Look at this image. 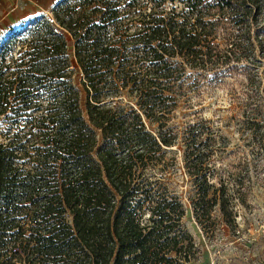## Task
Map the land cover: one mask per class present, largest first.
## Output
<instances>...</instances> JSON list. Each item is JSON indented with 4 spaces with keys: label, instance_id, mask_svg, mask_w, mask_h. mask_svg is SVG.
Returning <instances> with one entry per match:
<instances>
[{
    "label": "trees",
    "instance_id": "16d2710c",
    "mask_svg": "<svg viewBox=\"0 0 264 264\" xmlns=\"http://www.w3.org/2000/svg\"><path fill=\"white\" fill-rule=\"evenodd\" d=\"M257 26L264 0H60L52 18L7 35L0 264L196 260L183 203L146 172L176 145L169 122L186 76L263 65ZM195 127L186 160L200 182L196 216L205 221L220 204L228 217L226 187L209 181L211 151Z\"/></svg>",
    "mask_w": 264,
    "mask_h": 264
},
{
    "label": "rangeland",
    "instance_id": "374dc122",
    "mask_svg": "<svg viewBox=\"0 0 264 264\" xmlns=\"http://www.w3.org/2000/svg\"><path fill=\"white\" fill-rule=\"evenodd\" d=\"M56 4L48 7L45 3L44 10L25 18L20 13L30 8V0H0V53L7 35L41 17L52 18ZM13 9L19 13L18 21L8 25L10 20L6 17L4 22L1 14L11 11L8 18L13 21ZM261 29L252 28L253 35ZM21 47L19 42L6 53L7 62L18 56ZM219 71L217 75L193 73L183 80L179 107L169 122L176 145L164 147L146 175L156 179L162 191L168 189L178 196L186 209L181 224L199 251L190 264H264V62L257 66L244 61ZM130 101L124 99L126 105ZM157 126L148 124L160 133ZM194 126L203 131L201 140L207 142L202 149L211 151L204 165L209 181L226 187L228 217L220 204L205 221L196 216L194 200L200 182L190 174L186 160Z\"/></svg>",
    "mask_w": 264,
    "mask_h": 264
},
{
    "label": "crops",
    "instance_id": "0c3cea01",
    "mask_svg": "<svg viewBox=\"0 0 264 264\" xmlns=\"http://www.w3.org/2000/svg\"><path fill=\"white\" fill-rule=\"evenodd\" d=\"M60 0H30V2L32 3V5L30 6V8H28L27 9V11H21V16H22V14H24L25 15V18H28V17H32V16H35V15H37L38 14V12H40V11H42V10H44V7H45V3L48 5V7H49V5H55L56 3H58ZM1 11V10H0ZM12 19H13V21L10 19V18H8L9 17V13H11V11H9V13H2L1 14V17H3L2 18V20L5 22V19H6V17H7V19L8 20H10V25H14L18 20V18H16V16L19 14L18 12H17V10L16 9H13L12 10ZM1 23H3V22H1ZM8 24V25H9Z\"/></svg>",
    "mask_w": 264,
    "mask_h": 264
},
{
    "label": "built area",
    "instance_id": "2783aa9c",
    "mask_svg": "<svg viewBox=\"0 0 264 264\" xmlns=\"http://www.w3.org/2000/svg\"><path fill=\"white\" fill-rule=\"evenodd\" d=\"M10 28H11V27H10ZM5 34H6V32H3V33H2V35H5Z\"/></svg>",
    "mask_w": 264,
    "mask_h": 264
}]
</instances>
